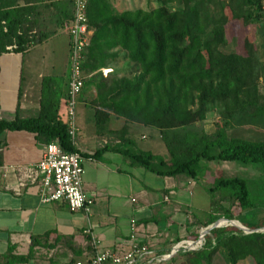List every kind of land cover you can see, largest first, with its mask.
<instances>
[{"label": "trees", "instance_id": "16d2710c", "mask_svg": "<svg viewBox=\"0 0 264 264\" xmlns=\"http://www.w3.org/2000/svg\"><path fill=\"white\" fill-rule=\"evenodd\" d=\"M38 2L41 1L23 0L20 4L16 0H0V54L10 44L15 45L12 51L22 53L54 33V29L40 37L37 32L30 33L41 23L33 16ZM171 2L156 0L152 7L117 12L109 0L87 1L86 17L92 33L81 64L82 73L101 66L104 48L118 47L130 63L128 75H113L108 80L93 74L97 105L125 121L157 129L166 159L146 151H126L134 163L156 174L195 177L200 160H229L264 167V139L248 140L227 133L233 122H264V91L258 86L259 78L264 79V64L259 62L247 36L232 51L221 49L226 43V17L245 25L259 23L264 0H218L212 7L211 0H175L179 6L169 8ZM46 5L54 10L51 20L56 27L71 17V0H54ZM262 30L264 37V23ZM50 81L53 84L49 86ZM66 96L63 82L43 77L35 116L0 117V147L5 144L6 132L20 130L34 133L36 141L43 145L54 141L63 151L77 152L66 132ZM214 108L218 120L213 131L205 132L203 120L207 111ZM208 190L217 191L219 197H226L229 205L236 207L235 213L229 205L223 208V218L235 219L250 229L264 226V217L248 222L238 218L243 211L257 207V202L250 199L246 179L220 177ZM211 205L219 206L214 199ZM217 218L209 214L197 226L204 227ZM196 237L197 234L192 235L193 239ZM215 255L225 264L243 260L247 264H264V231L243 233L230 225L214 227L204 235L200 248L178 251L170 261L210 264Z\"/></svg>", "mask_w": 264, "mask_h": 264}, {"label": "crops", "instance_id": "0c3cea01", "mask_svg": "<svg viewBox=\"0 0 264 264\" xmlns=\"http://www.w3.org/2000/svg\"><path fill=\"white\" fill-rule=\"evenodd\" d=\"M40 1L33 16L41 23L30 33L37 32L39 37L48 30L54 29V33L22 53L11 50L0 54V78L10 76L13 91L8 98L0 95V117L35 116L43 77L57 81L63 78L59 83L67 87L68 35L64 32L63 47H57L55 41L44 47L63 31L52 22L54 10L46 5L54 0ZM109 2L117 12L133 9L119 8L118 0ZM102 54L101 66L83 73V87L75 106L78 130L74 146L82 157L81 190L91 199L89 209L71 211L62 199L40 202L37 181L29 182L22 170L38 161L43 144L31 132H6L5 144L0 147V264H88L96 248L121 253L130 246V218L137 226L136 240L147 247L148 253L123 264H172V245L181 239L194 240L192 235H198L202 228L197 225L207 219L194 214L202 200L210 214L223 218L217 211L226 208L229 201L208 187L217 179L215 168L227 164L224 161L200 160L199 173L189 177L156 174L128 156L126 151H146L166 159L167 152L156 128L125 121L97 105L93 74L109 80L113 75H128L130 67L118 47L104 48ZM56 55L62 62H57ZM206 127L203 124L205 132ZM18 181L24 184L16 193ZM213 199L219 204L214 212L210 211ZM91 236L98 240L96 248L90 243ZM165 254L169 255L160 258ZM22 256L25 258H18ZM217 258L215 255L210 264H225Z\"/></svg>", "mask_w": 264, "mask_h": 264}, {"label": "built area", "instance_id": "2783aa9c", "mask_svg": "<svg viewBox=\"0 0 264 264\" xmlns=\"http://www.w3.org/2000/svg\"><path fill=\"white\" fill-rule=\"evenodd\" d=\"M87 1L71 0V17L61 25V30L68 35V77L65 122L66 132L72 143L75 141L78 130L75 123V106L83 87L81 64L92 33L86 17ZM14 47V44H10L5 46V49L11 51ZM22 172L24 178L29 182L37 181V194L40 202L62 199L71 211L80 209L84 212L88 211L91 199L86 197L81 190L83 167L82 157L78 152L63 151L58 143L54 141L48 142L43 145L38 161L32 165H26ZM23 184V181H18L14 191L18 193L19 188ZM242 232L246 233L245 231ZM136 236L137 226L133 218L129 219L128 238L130 240V246L121 253L109 248L97 249L98 240L91 236L90 243L97 250L95 249L88 257L87 263L123 264L148 253L147 247L139 243L136 240ZM203 239L200 240L197 237L194 240L181 239L172 245L169 254H174L178 251L198 249L201 247ZM169 254H165L160 258H164Z\"/></svg>", "mask_w": 264, "mask_h": 264}, {"label": "rangeland", "instance_id": "374dc122", "mask_svg": "<svg viewBox=\"0 0 264 264\" xmlns=\"http://www.w3.org/2000/svg\"><path fill=\"white\" fill-rule=\"evenodd\" d=\"M213 1L211 3V7L216 3L218 0H211ZM119 2V8H138V7H152L156 5V0H118ZM179 5L175 3V0H172L171 3H168L169 8H177ZM264 23V10L262 14V18L260 19L259 23H253V24H242L240 21L231 20L228 17H226V22L224 24L226 29V43L221 47L224 51H232L235 46H237L241 40L244 37H249V39L253 42V45L256 50V56L259 59V62L264 64V37H263V30H262V24ZM65 34L64 32L59 33L55 35L50 41L47 42V44L44 45V47H49L52 45L55 41L57 42V47L61 48L60 45H64L65 41ZM58 48V49H59ZM39 49V48H38ZM37 49V51H38ZM62 52V49H59L58 52ZM58 59V63L62 62V59L56 55ZM56 61V60H55ZM10 76H1L0 78V84L2 85V89L0 90L1 97L8 98L12 96V89L11 86H9ZM63 80V78L58 79V81ZM258 86L261 91H264V79L262 77L258 80ZM76 110V107H75ZM208 117V121L202 123L206 124V132H211L213 129L216 121L218 120V114L216 108L210 109L206 113ZM258 123V122H257ZM254 121L246 122L245 124H235L234 122L231 123V126L227 129V133L232 136H239L248 140H262L264 139V122L261 123V125H258ZM244 125V126H242ZM220 162L224 161V163H227L221 167L215 168L216 178L220 177H240L244 178L247 181L249 193H250V199L257 202L256 208H250L249 210L243 211L241 215H238V218H240L243 221H249L250 219H258L264 217V167L261 165L256 164H242L237 161H229V160H219ZM216 163V162H214ZM204 166H208L207 164H203ZM201 166V165H200ZM214 183V182H213ZM229 205V203L227 204ZM219 206H217L218 208ZM228 207V206H227ZM194 214H196V217L198 218H208L210 212L208 211L209 206H207L203 200L201 201L199 207ZM234 205H229V209L231 212L235 213ZM212 205L210 207V211L214 212ZM219 210V208L217 209ZM218 214H220L222 211H217ZM212 214V213H211ZM239 224H241L238 221ZM242 225V224H241ZM220 226H228L227 224H220ZM219 226V227H220ZM244 226V225H243ZM219 259V258H217ZM239 264H247L245 260L239 262Z\"/></svg>", "mask_w": 264, "mask_h": 264}, {"label": "water", "instance_id": "95a60500", "mask_svg": "<svg viewBox=\"0 0 264 264\" xmlns=\"http://www.w3.org/2000/svg\"><path fill=\"white\" fill-rule=\"evenodd\" d=\"M225 220V221H228V224L227 225H230V226H234L242 231H245L246 233H250V232H253V231H264V226L263 227H259V228H256V229H250V228H247L241 224L238 223L237 220L235 219H226V218H218V219H215L213 222H211L210 224L202 227L200 230H199V233L197 235V239H200L202 240L204 238V235L207 234L211 228H214V227H219L220 225L218 224V221L219 220ZM234 221L237 222L234 223Z\"/></svg>", "mask_w": 264, "mask_h": 264}, {"label": "bare ground", "instance_id": "6f19581e", "mask_svg": "<svg viewBox=\"0 0 264 264\" xmlns=\"http://www.w3.org/2000/svg\"><path fill=\"white\" fill-rule=\"evenodd\" d=\"M219 221H224V220H221V219H220Z\"/></svg>", "mask_w": 264, "mask_h": 264}]
</instances>
